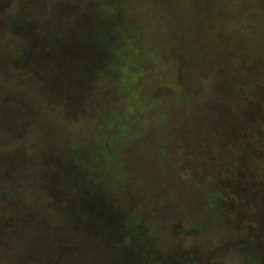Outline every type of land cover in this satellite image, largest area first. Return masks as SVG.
Wrapping results in <instances>:
<instances>
[{"label": "rangeland", "instance_id": "obj_1", "mask_svg": "<svg viewBox=\"0 0 264 264\" xmlns=\"http://www.w3.org/2000/svg\"><path fill=\"white\" fill-rule=\"evenodd\" d=\"M0 264H264V0H0Z\"/></svg>", "mask_w": 264, "mask_h": 264}]
</instances>
